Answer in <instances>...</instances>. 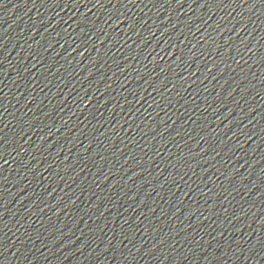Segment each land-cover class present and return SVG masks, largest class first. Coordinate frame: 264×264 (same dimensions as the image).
<instances>
[{
    "label": "water",
    "instance_id": "95a60500",
    "mask_svg": "<svg viewBox=\"0 0 264 264\" xmlns=\"http://www.w3.org/2000/svg\"><path fill=\"white\" fill-rule=\"evenodd\" d=\"M145 0H0V264H60Z\"/></svg>",
    "mask_w": 264,
    "mask_h": 264
}]
</instances>
